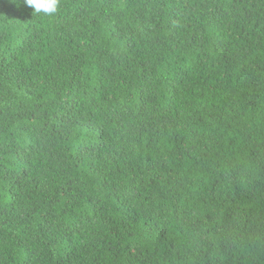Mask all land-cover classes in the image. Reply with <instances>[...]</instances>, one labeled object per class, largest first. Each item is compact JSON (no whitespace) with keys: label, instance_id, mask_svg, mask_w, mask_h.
Instances as JSON below:
<instances>
[{"label":"trees","instance_id":"1","mask_svg":"<svg viewBox=\"0 0 264 264\" xmlns=\"http://www.w3.org/2000/svg\"><path fill=\"white\" fill-rule=\"evenodd\" d=\"M0 264H264V0H0Z\"/></svg>","mask_w":264,"mask_h":264},{"label":"clouds","instance_id":"2","mask_svg":"<svg viewBox=\"0 0 264 264\" xmlns=\"http://www.w3.org/2000/svg\"><path fill=\"white\" fill-rule=\"evenodd\" d=\"M17 3L33 9L34 14L48 17L55 15L59 9V0H17Z\"/></svg>","mask_w":264,"mask_h":264}]
</instances>
